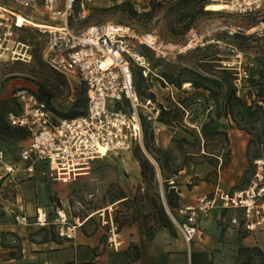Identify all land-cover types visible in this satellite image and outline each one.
<instances>
[{
    "label": "rangeland",
    "instance_id": "1",
    "mask_svg": "<svg viewBox=\"0 0 264 264\" xmlns=\"http://www.w3.org/2000/svg\"><path fill=\"white\" fill-rule=\"evenodd\" d=\"M187 2L94 0L88 6L84 19H77L76 13L69 19V26L75 31L91 24L122 23L130 26L138 36L151 34L169 44L172 55L168 58H156L149 48L139 47L149 60L152 73L147 80L137 76L136 85L142 94L141 100L152 94L153 98L165 105L166 110H170L171 121L161 119L154 125L143 123V148L134 147L125 152L109 153L102 159L94 161L87 175L70 182L54 180L48 174H35L30 178L21 171L15 176L0 180V197L9 204H18V208L12 207L11 211L0 204V264H18L25 239L40 243L49 238L52 240L62 238L58 236V225L55 223H49L45 227H38L32 223L28 226L17 225L13 220V211H19L20 205L28 217L32 216L37 207L43 208L48 213L50 222L54 220L57 210L64 211L68 224L74 223L76 218L81 221L90 217L80 227V232L90 236L99 231L95 256L123 254L132 261L131 245L134 235L148 242L158 232L163 231L165 248L173 246L176 249L181 245L185 255L188 253L192 255V251L194 253L200 248L221 253L220 257L214 255L217 257L214 261L218 264H227L223 260L224 256L230 260L234 258L233 264L260 263L261 259L253 252L250 255L241 252L242 246L239 244H236L235 248L225 246L222 237L225 223L222 218L215 219L216 216L211 213L209 217H213L212 222L217 228V233L207 241L205 236L211 233V227L203 223L200 238H195L190 248H187L174 226L170 225L168 229L157 227L160 215H156V211L145 198L139 200V197H135L149 189L141 179L135 155L147 159L155 166V179L149 194H154L160 202V196L168 189L171 179L175 181L178 191L179 187L183 191L191 190L192 186L198 185V181L215 184L219 180L220 186L229 190L245 187L255 171L252 160L259 152L257 143L264 142V118L260 111H254L251 122H241L240 128L244 130L237 129L230 119L222 116L224 89L217 96L218 101L215 103L206 91L196 90L191 86L189 80L195 78L196 73L203 74L197 67L201 60L206 56L217 59L216 51L211 45L194 50L186 57L175 55L178 45L186 42V33L189 30L202 33L207 26L216 21L228 22L248 32L238 34L228 39V42L244 52L250 76L257 79L259 71H264V31L249 32H254L253 30L264 22V4L255 14L240 16L225 10H206L208 0H204L202 11L198 10L195 3ZM0 3L7 8L12 6L11 0H0ZM37 11L32 13L35 21L47 23L46 16L40 14L39 9ZM186 22L190 24L185 32L182 29ZM22 36L34 45L33 55L28 63L0 60V113L5 114L14 108L13 95L15 90L20 88L31 89L36 94L40 91L51 94L55 108L59 114H64L55 113L58 117H74L77 116L74 114L84 111L86 107L84 89L70 87L63 76L42 61L40 48L44 39L38 36L37 29L29 27ZM204 69L216 75L214 71L209 70L210 68ZM203 75L209 76L207 73ZM157 77L165 80V87ZM185 82L189 83L186 87ZM166 84L173 88L175 98L180 103L179 107L171 102ZM257 91L258 87L249 81L244 88L236 91V96L249 104ZM76 99L78 105L72 107ZM217 113L220 114L218 118ZM213 123L215 125H212ZM27 137L28 135L21 140H0V149L4 150L7 161H17L18 151L26 144ZM194 190L199 192V189ZM121 195L130 198L128 203L130 209L119 203L118 197ZM180 201L179 197V203ZM5 204L8 206V203ZM103 215L106 218L110 215L118 224L124 244L117 252L105 245L106 230L101 225ZM228 217L230 214L227 219ZM149 227H155L151 238H148L146 233ZM78 233L77 230L76 235ZM256 237L264 241V235ZM261 254L264 257V253Z\"/></svg>",
    "mask_w": 264,
    "mask_h": 264
},
{
    "label": "built area",
    "instance_id": "2",
    "mask_svg": "<svg viewBox=\"0 0 264 264\" xmlns=\"http://www.w3.org/2000/svg\"><path fill=\"white\" fill-rule=\"evenodd\" d=\"M93 1L11 0L8 11H0V60L31 61L34 45L22 33L32 26L19 25L17 14L31 21L34 20L32 13L39 9V13L46 16L43 22H47L36 28L38 36L44 39L40 48L42 61L63 76L70 87H83L86 91L83 113L61 118L45 101L37 98L35 91L15 90L14 108L5 113V120L12 127L27 130L28 137L18 151L16 162L6 161L4 150L0 149V180L21 171L30 178L35 174H48L54 180L70 182L87 175L91 164L109 153L129 151L135 146L143 148V123L158 122L160 109L165 105L156 98L139 99L134 74L138 71L147 79L152 73L140 46L149 48L156 58H168L172 55L169 44L156 37L146 42L143 36L136 35L130 26L122 23L91 24L73 30L69 19L74 13L77 19H84ZM208 1L221 3L223 10L240 16L255 14L264 4V0ZM253 31L249 33L264 31V22ZM243 33L248 32L223 21L210 24L202 33L191 29L175 55L186 56L211 45L216 51V62L232 73L238 92L251 76L244 52L228 39ZM157 78L165 87V80ZM167 87L171 102L180 106L173 88ZM51 104L56 107L54 100ZM257 149L258 156L253 160L255 171L243 188L224 189L217 181L208 193L196 196L192 203H179L173 210L165 205L161 194L165 211L187 248L213 211H218L225 225L238 233L253 236L264 232V142H258ZM169 184L174 185L175 181L171 179ZM87 219L76 218L74 223L68 224L64 211L57 210L50 222L48 213L41 207L30 217L22 211L13 213V220L19 226L57 224L58 236L66 240L74 239ZM101 225L106 230V247L119 251L124 240L117 222L110 215L107 218L103 215ZM186 264H193L190 256Z\"/></svg>",
    "mask_w": 264,
    "mask_h": 264
},
{
    "label": "crops",
    "instance_id": "3",
    "mask_svg": "<svg viewBox=\"0 0 264 264\" xmlns=\"http://www.w3.org/2000/svg\"><path fill=\"white\" fill-rule=\"evenodd\" d=\"M212 125H215V123ZM17 172L18 171L14 172L13 176H15ZM198 182V185L192 186L191 190L185 189V191H183L181 187H179V196L181 198L180 203H192L196 196L208 193L214 186L212 183H206L203 181ZM182 187L184 188V186ZM194 189H199V192H195ZM5 203H8V206ZM0 204L4 206L3 208L9 209V211L13 210L12 207L18 208V204H9V202L2 197H0ZM19 209L20 210L17 212H23L22 205H20ZM14 212L15 211H13V213ZM24 213L26 214V212ZM212 214L216 216L215 219H220L218 211H214ZM212 221L213 217H208L203 222L211 227V233L205 236L207 241L210 240L211 236L217 233V228ZM223 228L222 237L227 248H235L236 244H239L242 247H258L261 252L264 253V241H261L258 239L259 237H256V235H264V232H259L252 236L238 233L226 225H224ZM78 231L79 233L73 240H65L62 238L52 240L49 238L40 243L28 241L27 239L23 240L22 257L18 261V264H186L188 256L191 257L193 264H218L214 261V259L217 258L214 257V255L216 254L220 257L221 254L218 252H212V250L206 251L198 248L194 253L192 251V255L189 253L185 255L183 252V246L181 245L177 246L176 249H174L173 246H167L165 248V232L160 231L151 241L148 242H145L143 238L136 235L132 237V245L136 246L139 254V258L136 261H130V258L125 255H116L115 253L95 256L94 251L98 244L99 231L90 236L83 235L82 232H80V228H78ZM200 235L201 230L200 234L195 238L199 239ZM165 249H167L166 255ZM223 260L227 264L234 263V258L230 260L228 257L224 256Z\"/></svg>",
    "mask_w": 264,
    "mask_h": 264
},
{
    "label": "trees",
    "instance_id": "4",
    "mask_svg": "<svg viewBox=\"0 0 264 264\" xmlns=\"http://www.w3.org/2000/svg\"><path fill=\"white\" fill-rule=\"evenodd\" d=\"M165 1L171 2L172 0H165ZM186 1H188L187 4H190L191 2L195 3L196 6L198 7V10L202 11V8L204 6V0H186ZM170 5H175V4H170ZM189 24H190L189 22H186L182 30L186 32L189 28ZM189 54H187L186 56H188ZM186 56H180V57H186ZM216 61L217 59H214L210 56H206L204 59H202L200 64L197 65V67L200 69L201 72H203V74L207 73L209 76L196 73V77L189 80L191 86L196 90L201 89L206 91L209 98H211L212 101L215 103H217L218 101L217 96H219L221 91L224 89L225 93L222 94V100H223L222 116H224L226 119H230L233 122V124L237 127V129L244 130L243 128H240L241 122L242 121L251 122L254 117L255 110L260 111V113L262 114V118H264V71L262 70L259 71L257 79H253V78L249 79V81L253 83V85H256L258 87V91L255 94V97L250 100V103L247 104L240 97L236 96L237 89L233 83L232 73L224 68H221L219 65H217L218 63ZM204 67L210 68L209 70L214 71L216 75L206 72ZM137 76L145 80L149 78L146 79L142 77V75L138 71H135L134 82L137 90V95L140 99L142 94L137 89V85H136ZM84 92L86 93L85 89ZM36 96L38 99L45 101L54 113L56 114L60 113L51 104V101L53 100V96L51 94H46V92L40 91L39 93L36 94ZM148 96L149 97L147 99H151V100L155 99L153 98L152 94H148ZM84 104L86 105V103ZM77 105H78V99L75 100V102L72 104V107H76ZM237 108H239L240 110H237ZM169 111L170 110H166L165 108L161 107L158 122H160L161 119L165 120L166 122L171 121V117L169 116L170 113ZM82 113L83 111H81L78 114L76 113L74 115H79ZM59 115H64V114H59ZM216 117L217 118L220 117V114L217 113ZM26 135H28L27 130L23 128L10 126L5 120V114L0 113V140H4V139L21 140ZM256 137L259 138L258 135ZM257 156L258 155H256L254 158H256ZM135 157L138 161L141 179L143 183H145L149 188L142 195L135 197H139V200L145 198L146 201L156 211V215H160L157 221V227L168 229L169 226L170 225L173 226V224L171 223L165 211L162 198L159 202L154 194H149V190L152 187V184L154 183V179H155V166L149 163L147 159L142 158L139 155H135ZM167 185L168 184H166V186ZM167 187L168 189L165 190V193L163 194V199L165 201V205L170 210H173L179 205V194H178L179 191L175 189L176 187L175 184L174 185L169 184V186ZM118 200H120L119 203L125 206L126 209L131 208L128 206V203H130V198L126 197L125 195H121L118 197ZM154 231H155V227L148 228V231L146 232L148 238H151V235ZM131 249L133 250L132 260L136 261L139 258L137 248L135 245H131ZM240 251L241 252L243 251L248 255H250V253L253 252L256 256H258L261 259L259 264H264V257H262L261 250L258 247H251V248L242 247L240 248Z\"/></svg>",
    "mask_w": 264,
    "mask_h": 264
},
{
    "label": "bare ground",
    "instance_id": "5",
    "mask_svg": "<svg viewBox=\"0 0 264 264\" xmlns=\"http://www.w3.org/2000/svg\"><path fill=\"white\" fill-rule=\"evenodd\" d=\"M223 8H224L223 5L221 3H218V2H209V3L206 4V7H205L206 10H210V11H221V10H223ZM0 11H3V12L6 11L7 12L8 8L0 3ZM17 23L19 25H21V26H23L24 24H28V25H30L32 27H35V28L40 27V26L43 25V23L35 21V19L31 20V21L27 20V19H24L19 14H17ZM142 36H143V38L145 39L146 42H149V41L154 39V36L151 35V34H146V35H142ZM188 85H189L188 82L184 83V87H186ZM101 151H104V150L101 149ZM90 215L92 216L93 213H91Z\"/></svg>",
    "mask_w": 264,
    "mask_h": 264
}]
</instances>
